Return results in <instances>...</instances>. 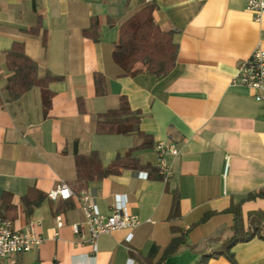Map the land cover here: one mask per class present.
I'll list each match as a JSON object with an SVG mask.
<instances>
[{
  "label": "crops",
  "instance_id": "obj_1",
  "mask_svg": "<svg viewBox=\"0 0 264 264\" xmlns=\"http://www.w3.org/2000/svg\"><path fill=\"white\" fill-rule=\"evenodd\" d=\"M246 3L157 0L152 17L160 30L174 32L175 64L165 75L144 70L122 76L113 46L119 26L143 7L142 0H0V216L22 232L32 222L43 239L0 264H155L179 233L185 245L161 264H198L220 240L207 249L197 245L223 238L219 232L232 225L227 209L233 204L240 206L244 230L258 226L264 234V106L234 81L239 61L264 49V13L256 20ZM95 21L97 40L83 33ZM36 26V32L29 31ZM16 41L37 63L39 76L60 77L48 85L46 112L37 86L17 99L8 96L5 53ZM95 73L105 77V94L95 92ZM120 96L139 111L143 136L96 132L97 115L116 108ZM160 140L179 149L168 156L167 180L155 167L154 144ZM129 150L139 165L150 168L77 180L76 155L96 152L106 167ZM61 183L75 195L93 194L99 212L110 214L120 206L137 215L139 224L91 243L84 227L79 234L72 231L73 223L84 220L76 198L48 197ZM30 189L44 198L27 215L22 197ZM3 194L10 196L3 200ZM231 252L233 260L222 254L204 264H264V238L237 242Z\"/></svg>",
  "mask_w": 264,
  "mask_h": 264
},
{
  "label": "trees",
  "instance_id": "obj_2",
  "mask_svg": "<svg viewBox=\"0 0 264 264\" xmlns=\"http://www.w3.org/2000/svg\"><path fill=\"white\" fill-rule=\"evenodd\" d=\"M144 3L143 7L131 15L119 26L118 39L114 43L112 57L118 66L122 76H135L146 70L150 74L160 76L170 72L175 64L177 44L173 41V30L162 31L155 23L152 17L153 3ZM38 26L29 31L36 32ZM83 33L93 40L98 39V24L95 21L89 29ZM5 63L7 69L11 72L7 79L8 96L11 99H17L32 87L37 86L41 91V103L46 112L50 107V98L52 92L48 85L50 82L60 79L59 76H53L46 73L43 76L38 75L37 63L31 59L24 51L23 43L13 42L11 47L5 53ZM140 63L142 67H136ZM95 92L97 95L105 94V77L99 73L94 74ZM79 107L83 109V102L78 100ZM140 113L138 110H132L125 96H120L119 105L116 108L108 109L97 115L95 130L101 134H128L137 133L143 136L139 131L138 122ZM140 146V145H139ZM77 180L100 179L111 174H118L122 168H150L148 165H139L138 161L131 156V150L123 155H117L116 158L106 167H102L96 152L89 155H76ZM262 194V193H260ZM10 195L3 194V200ZM250 194L247 197H253ZM44 196L36 189H30L23 197L27 215L33 211L34 207L40 204ZM1 207L2 204H1ZM176 201L173 204V214L176 212ZM227 211L233 215V223L228 229H222L219 233L221 237H209L204 239L197 247L204 249L210 248L211 244L219 241L220 244L214 248L211 253H202L198 264H204L206 259L211 256L225 255L233 260L231 248L241 241H248L254 236L264 238L260 233L258 226L243 229L241 209L239 204H233ZM1 215V214H0ZM226 230V234H225ZM228 230V231H227ZM185 236L182 233L174 235L170 242L163 248L162 255L155 264H161L163 260L185 245ZM201 245V246H200ZM195 250V247H193Z\"/></svg>",
  "mask_w": 264,
  "mask_h": 264
},
{
  "label": "built area",
  "instance_id": "obj_3",
  "mask_svg": "<svg viewBox=\"0 0 264 264\" xmlns=\"http://www.w3.org/2000/svg\"><path fill=\"white\" fill-rule=\"evenodd\" d=\"M157 0H144L145 3H154ZM247 10L254 13L255 19H260L264 13V0H247ZM234 81L247 87L253 98L264 106V49L256 48L251 55L239 61ZM154 151L157 155L156 169L160 176L167 180L171 174V167L168 156H175L179 149L174 143L164 140L154 144ZM229 164V157L226 156L225 171ZM52 199H68L72 196L78 201L84 214L82 223H73L72 231L79 234L84 227L88 233V240L94 243L101 234H109L117 229L134 228L139 224L137 215L126 213L120 206L113 207L110 214L99 212L95 202V196L86 191L75 195L66 183H61L47 193ZM56 225H62L61 217L56 216ZM132 234L127 235L130 240ZM43 242L41 236L34 232V224L31 222L27 231H18L14 228L11 219L0 216V260H8L11 255L27 252ZM4 264H14L12 260Z\"/></svg>",
  "mask_w": 264,
  "mask_h": 264
}]
</instances>
